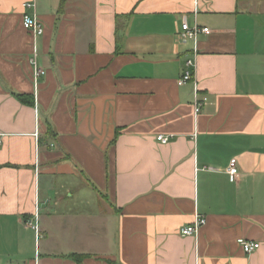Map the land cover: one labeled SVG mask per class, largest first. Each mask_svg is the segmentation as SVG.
<instances>
[{
  "label": "crops",
  "instance_id": "0c3cea01",
  "mask_svg": "<svg viewBox=\"0 0 264 264\" xmlns=\"http://www.w3.org/2000/svg\"><path fill=\"white\" fill-rule=\"evenodd\" d=\"M25 1L0 0V264H264V0H38L40 36Z\"/></svg>",
  "mask_w": 264,
  "mask_h": 264
},
{
  "label": "built area",
  "instance_id": "2783aa9c",
  "mask_svg": "<svg viewBox=\"0 0 264 264\" xmlns=\"http://www.w3.org/2000/svg\"><path fill=\"white\" fill-rule=\"evenodd\" d=\"M22 23L25 29L31 31L35 36L43 35L44 33V26L39 18L38 14V0H27L24 2V13L22 18ZM182 29L184 31L183 37L196 40L197 35L201 32L205 34H209L211 31L207 27H200V26H194L190 27L186 18H184L182 23ZM34 62V68H33V78L36 82L41 76H43L46 72L45 70L38 65L36 58L33 60ZM187 69L185 70L182 77L178 79V84L183 85L191 80H193V72L191 71V67L194 66V61L192 59L187 60L186 62ZM196 82V81H195ZM196 84V83H195ZM195 94H198V88L197 85H195ZM208 101L207 97L199 98L195 102V112L197 113L200 110V107ZM35 137L38 138V130L35 132ZM157 139L163 143H167L169 141L168 136L164 135H158ZM228 174L230 175L231 179H235L238 175V168H237V159L232 158L230 160L229 166H228ZM206 223V217L201 214H197L195 216L194 221L184 226L181 229V235L182 236H191L198 233L200 228ZM238 244L242 247L243 251L247 254H250L260 247V242L249 240L246 238H238Z\"/></svg>",
  "mask_w": 264,
  "mask_h": 264
},
{
  "label": "trees",
  "instance_id": "16d2710c",
  "mask_svg": "<svg viewBox=\"0 0 264 264\" xmlns=\"http://www.w3.org/2000/svg\"><path fill=\"white\" fill-rule=\"evenodd\" d=\"M23 101H25V102H28V103H31V100L30 99H26V97L25 96H19Z\"/></svg>",
  "mask_w": 264,
  "mask_h": 264
}]
</instances>
